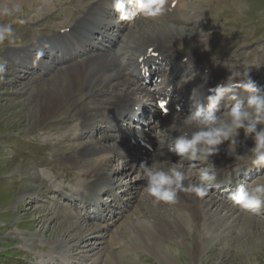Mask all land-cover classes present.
I'll return each instance as SVG.
<instances>
[{
    "label": "rangeland",
    "instance_id": "rangeland-1",
    "mask_svg": "<svg viewBox=\"0 0 264 264\" xmlns=\"http://www.w3.org/2000/svg\"><path fill=\"white\" fill-rule=\"evenodd\" d=\"M45 1L26 0L21 3V12L19 14L0 17V24H12L14 33V43L12 44L17 45L30 42L35 37L41 35L45 29L49 30V26L53 27L56 22L58 24L65 20L60 10L65 9L64 5L61 4L63 1L52 0L51 2L54 1L52 4H49V1H46L47 4H43ZM228 1L232 2L231 4L229 3L230 5L228 4L231 6L230 8L233 12H228L230 23L234 25L232 28L234 32L244 30V35L241 32H238V34L235 32L228 35L227 38L232 44L236 40H239L240 44L251 41L255 38L256 25H259L262 30L261 20L258 18L256 23L252 22V20L255 18L253 16L264 11V0ZM59 2L60 5L55 6ZM4 3H7L9 6L13 5L11 0H0V4ZM68 5V7H71L70 4ZM49 10L50 12H47ZM227 11L225 8L223 9V12L227 13ZM50 15L53 16L49 17ZM55 15L57 16V21L54 20ZM18 18H22L26 22L23 24L14 22ZM144 23H147V19L138 22L141 26ZM209 23L210 21H207L206 26ZM154 24L155 22L148 24V26ZM152 28H155V26ZM160 28L162 29L161 34L165 33L164 36L167 37L169 28H163L162 26ZM195 31L197 33V31L206 30L203 27L190 29L188 32ZM4 48L5 46H0V63L4 62L2 60L5 59V55L7 54V50ZM19 52L20 50L13 52V54L17 56ZM8 58H6V61ZM22 71L19 66L12 67L8 63L7 71L4 77L0 79V264H44L50 260V257H56L53 254L57 251L56 254L60 253L63 259H65V252L67 255L69 254L67 257L70 258L71 252L75 253L77 248L78 250L85 249L88 255L84 256V260L89 261V264H100V261L102 264H107V261L112 256H110L109 251L105 254L103 253L104 246L100 244V241L91 238L90 241H86L85 243L77 242V245H75V242L73 243L71 238L74 234L80 232V226L72 229L65 235V230L69 226L66 223L71 220H61L59 216L62 214H51L55 210L53 201L48 198L51 195L49 189L58 184L62 186H74L77 178L78 184L81 183L83 185V183H86L87 179L83 176L81 167L73 166L70 162L63 160V155L66 156L69 153H74L76 150L77 143L73 142L71 144L72 142L68 141L73 139L71 136L74 132L61 135V133L67 132L68 128L73 130L77 122H80L76 119V115L84 108L87 102L86 96L84 97V94L74 96L60 108V111L54 117L40 127H35L33 115L38 112L40 99L36 96L29 98L31 97L30 94H27L25 91L26 89H32L33 86L35 87L37 83H47L52 77L47 78L49 80L30 79V77L26 79L24 75L22 76ZM107 89L105 90L112 93L110 87ZM117 92L119 91H115L114 93ZM73 103L78 104V107L77 105L73 107ZM74 119L77 122H74ZM79 125L74 129H79ZM65 136L70 137L66 139ZM78 138L81 139V137ZM57 144H61L66 148ZM101 158L104 157L102 156ZM90 160H93V158ZM60 162L69 166L70 172L78 171L77 174L72 173L73 175L70 177L62 175L65 178H58L61 175L59 174L61 173V167L58 165ZM115 166L113 165V167ZM52 170L57 172L54 176L51 174ZM66 172L68 171L66 170L62 174ZM67 175L69 174L67 173ZM82 179H85V181L81 182ZM134 184L136 185L137 183L134 182ZM24 193L28 195L26 194L23 197L22 194ZM41 193H43V196H40ZM35 194L38 200L41 199L42 201L33 199ZM58 200L59 198H57V202H59ZM67 213L69 212H63L64 215L62 217L69 218L68 215H65ZM141 220L144 221L145 219ZM243 220L242 222L245 224L252 225L232 231L230 234L224 236L221 241L215 240L212 244L214 246L212 251H205V254L203 253L200 261L201 264H264V221L262 219L247 221V217H243ZM76 221H79L80 224L82 223L81 219L78 220L77 217ZM144 222L147 221L145 220ZM61 223L64 226H61ZM83 226L86 227V224ZM87 227L91 228L93 226L87 225ZM206 228L197 229L194 234L192 233V229L189 228L190 234L188 237L182 238L177 236L161 243L157 242L164 246L172 244L175 246L174 248L180 249V251L185 248L184 252L188 260L183 262L178 257L173 256L171 263L168 261L164 263L157 258L158 254L156 252H152L151 254L143 253L130 247L129 243V247L120 246L125 242H130L131 246H134L136 242L133 240L138 241L140 239L131 232L132 227L129 228V233L126 231L123 233L120 226L117 227L112 234H107L108 240L103 241V244L107 246L111 242L112 247H119L114 248L116 257L125 258L131 264H191L192 261L194 262L193 258L194 254H196L194 247L199 245L204 247V243L211 242L220 234L218 230H211L210 227V230ZM119 232H121L120 235L118 234ZM116 237L118 240L112 241ZM59 240L64 241L67 247H60ZM235 242H238V245ZM94 248L96 249L93 250ZM76 252L80 253V251ZM56 260H59V258ZM81 262L84 263L83 261Z\"/></svg>",
    "mask_w": 264,
    "mask_h": 264
},
{
    "label": "bare ground",
    "instance_id": "bare-ground-1",
    "mask_svg": "<svg viewBox=\"0 0 264 264\" xmlns=\"http://www.w3.org/2000/svg\"><path fill=\"white\" fill-rule=\"evenodd\" d=\"M24 1L26 0H11L13 4H21ZM46 1H49V4L54 2H51L52 0ZM46 1L43 2V4H47ZM91 16L92 10L88 9V11H82V16L79 17V20L77 22L75 21L76 23L74 22L75 24L72 25L73 32L76 31L79 26L90 22ZM159 19L161 18L151 20L147 19V23H144L142 26L140 25L141 23H135L126 26L125 36L119 48L116 49L112 54L92 55L63 68L53 70L51 65H48L42 59L34 58L31 53L32 48L35 47L33 45L20 50V52L17 53V56L13 54L10 58H8L7 62L12 67L19 66L23 70L22 73L30 74V67L33 66L35 71L44 72L46 74V78L52 77L47 83H37L35 84V87L33 86L32 89H26L25 91L27 94H30L31 97L29 98L36 96L40 99L38 112L33 115L34 126L40 127L41 125L45 124V122L54 117L60 111V108L63 107V105L66 104L71 98L79 94H84V97L86 96L87 102L84 105V108L77 115L75 114L76 119L80 121L78 122L80 123L79 129H77L76 132L77 134H81L85 131V127L88 124L99 121L106 103L113 102L114 104H122L123 102L133 100L135 96L140 95L139 92L142 90L135 88L132 82L125 77L124 68L126 67V64L135 59L143 49L154 43L160 44L163 41L168 40L170 45H173L177 39L182 38L180 36L190 35L182 34L185 30L179 29L176 26L173 27L167 21L163 22L164 20L161 21ZM153 22H155L154 25L148 26V24ZM159 22H161V24L164 26ZM63 26L65 25H61L60 27ZM153 26H155V28H152ZM160 26L163 28H169L167 37L164 36L165 33L161 34L162 29ZM122 59L123 63L121 62ZM20 64L23 65L20 66ZM108 87H110L112 93L107 91ZM115 91L119 92L114 93ZM76 105L78 107V104H74L73 107ZM91 132L93 133V131ZM77 134L74 133L71 136L73 139L70 138L71 140H68L72 143H77L75 152L71 154L69 153L66 156L63 155V160L70 162L73 166L81 167L82 174L87 179L86 183H83L82 186L84 190H89L91 188L97 189L98 187L101 188L102 182L110 180L116 181L119 179L122 180L123 178L126 180L127 178L129 182L131 181L130 183H132L133 179L134 181L143 180L138 178V175L141 171L139 169V165H132L130 167H121L119 165H116L115 167L111 166L113 162L112 160H114L112 156V150L114 147L113 145H105V143L106 141L111 142L112 138L108 136H101V138L97 141L88 143L81 141L83 138L82 136L81 139H77L79 136ZM69 137L70 136H65L66 139H69ZM226 152L227 144L221 146L220 153L215 157H221V159H223L226 163L230 164L233 160L231 157L227 159ZM102 156L104 158H101ZM157 156H160V160L162 161L168 159L167 155L161 156L160 151ZM92 158L93 160H90ZM171 159L173 162L175 161V159ZM151 162L152 160L150 159V163ZM215 162L217 164L221 163V161H219L217 158ZM194 178L195 177L193 176L192 179ZM187 182L188 181L185 183ZM26 194L27 193H24L22 196L24 197ZM73 194L76 196V202L83 203V201L80 199V197L82 198L83 195L80 196V194ZM89 194L92 193L90 192ZM64 196L67 197V194H64ZM132 212L133 213L131 214L129 212L127 215L123 216V218H125L120 222V224H118V227L120 226L123 233L125 231L129 233V228L132 227L133 229L131 232L140 239H137L138 241L133 240L136 242L135 245L133 243L134 246H131L130 242H125L120 246L127 247L129 243L130 247L135 248L143 253L145 252L151 254L152 252H156L158 254L157 258L164 263L167 261L171 263V258H173V256L178 257V259L182 260V262L188 260V257L184 252L185 248L180 251V249L174 248L175 246L172 244L164 246L158 244L157 242L161 243L177 236L182 238H185V236L188 237L190 234L188 230L189 228L192 229L193 234L197 229L201 230L202 227H210L211 230H218L220 234L218 233L219 236L216 239H213L211 242L204 243V247L202 245L194 247L196 254H194V262L192 261L191 264H201L200 261L203 253L205 251H212L214 247L212 244L215 242V240L221 241L224 236L230 234L232 231L252 225L242 222L244 221L243 217H247V221L253 219L242 213H239V211H237L235 208L230 207L222 199L216 198L211 193H208V195L204 198H197L194 195L188 193H179L175 202L161 203L159 205H153L151 198L142 193V195L135 200ZM65 215L70 217L71 213L69 212ZM76 215L78 220L81 219L84 224H86L85 222L89 220H86L84 217H82L79 212H76ZM72 216L74 215L72 214ZM141 219H145L147 222H144L145 220L142 221ZM62 224L63 223L60 225L64 226ZM66 224L69 226H67V230H65V235L72 229L80 226V232L74 234V236L71 238L73 243L75 242V245L78 244L77 242L85 243L86 241H90L91 238H94L100 241V244L104 246L103 253L105 254L109 251L110 256H112L107 261V264H131L125 258L116 257L114 248L119 247H112L111 242L107 244V246L103 244V241L106 239L108 240L107 234L113 233L112 230H106L108 229V227H104L106 225L90 224L89 226L93 227L88 228L87 224L86 227H84L79 223V221H76L75 223L67 222ZM118 234L120 235L121 232ZM115 239L118 240L116 237L112 241ZM59 242L60 247H67L64 241L59 240ZM235 243L238 245V242ZM95 249L96 248L93 250ZM64 255L66 256L64 257L65 260L68 258L70 261V258L67 257L68 255L66 252ZM60 259H63L61 254L59 256V260L57 261H60Z\"/></svg>",
    "mask_w": 264,
    "mask_h": 264
},
{
    "label": "clouds",
    "instance_id": "clouds-1",
    "mask_svg": "<svg viewBox=\"0 0 264 264\" xmlns=\"http://www.w3.org/2000/svg\"><path fill=\"white\" fill-rule=\"evenodd\" d=\"M166 4L167 0H112V9L122 21L151 20L163 15ZM20 12V3L11 6L0 4V17ZM14 22L23 24L26 21L18 18ZM13 36L11 23L0 24V42L8 40L14 43ZM38 55L42 57L43 53ZM188 61L189 58L185 57L184 62L188 64ZM214 65L226 69L227 77L215 87L208 88L202 98L192 95L186 115L179 114V120L175 116L166 129L158 127L153 133L155 138L160 135L168 137L164 141L166 152H160L168 159L151 158L150 164L148 161L139 164L138 178L145 181L143 194L151 198L153 205L173 203L179 193L192 194L197 198L207 196L217 186V168L212 158L225 144L227 154L234 151L236 157L246 161L245 166L238 169V175L264 168V86H257L248 69L241 70L236 65L228 66L223 62ZM6 71V65L0 63V79ZM188 80V77L182 79L185 83ZM204 84H207V76ZM221 105L223 111L220 110ZM249 140L253 146L246 154L239 155L238 147L246 145ZM172 156L177 158L174 162ZM227 199L241 211L259 212L264 208V174L237 184Z\"/></svg>",
    "mask_w": 264,
    "mask_h": 264
},
{
    "label": "snow or ice",
    "instance_id": "snow-or-ice-1",
    "mask_svg": "<svg viewBox=\"0 0 264 264\" xmlns=\"http://www.w3.org/2000/svg\"><path fill=\"white\" fill-rule=\"evenodd\" d=\"M164 106H165V105H164L163 103L160 104V107H161V108H164Z\"/></svg>",
    "mask_w": 264,
    "mask_h": 264
}]
</instances>
